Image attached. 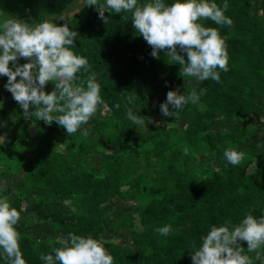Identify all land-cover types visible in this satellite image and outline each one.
I'll list each match as a JSON object with an SVG mask.
<instances>
[{"label":"trees","instance_id":"16d2710c","mask_svg":"<svg viewBox=\"0 0 264 264\" xmlns=\"http://www.w3.org/2000/svg\"><path fill=\"white\" fill-rule=\"evenodd\" d=\"M75 3L0 0L1 19H48L76 30L73 51L97 73L105 102L83 126L86 138L83 128L68 136L56 122L25 120L5 88L8 78L0 76V197L21 212L23 256L27 264H43L40 254L74 233L102 241L114 264H192L190 245L199 246L213 225H236L249 211L264 215V0H227L231 28L199 21L227 37L229 71L220 83L188 85L182 66L168 63L163 50L158 59L151 55L130 14L106 12L105 24L96 6ZM193 86L199 103L178 119L165 117L160 105L167 93L187 95ZM129 95L136 96L128 107L143 126L127 119ZM229 147L245 153L237 166L224 158ZM166 224L173 227L168 237L154 231ZM240 243L247 252V242ZM0 264H7L2 256Z\"/></svg>","mask_w":264,"mask_h":264},{"label":"clouds","instance_id":"9594fccd","mask_svg":"<svg viewBox=\"0 0 264 264\" xmlns=\"http://www.w3.org/2000/svg\"><path fill=\"white\" fill-rule=\"evenodd\" d=\"M96 6L99 17L107 24L105 13L130 14L136 33L153 49L151 55L159 58L163 50L168 63L179 64V75L187 85L212 80L220 83L221 72L229 71L227 37L215 27H205L199 21L210 20L216 25L231 28L233 20L225 15L229 8L227 0L222 6L215 0H86V6ZM79 33L66 23L58 26L45 19L29 23L18 16L0 19V76L8 78L5 88L23 109L25 120L44 121L51 126L56 122L68 136L81 131L104 105L97 73L91 70L89 61L73 51ZM24 58L28 63L20 65ZM10 63L12 66H10ZM20 78L19 80L17 78ZM52 82L55 90L46 92L45 86ZM135 95L126 100L127 119L143 126L145 120L135 114L128 105ZM200 95L193 86L187 95L169 91L166 102L160 105L165 117L175 116L189 104H198ZM169 105L172 106L171 110ZM34 106V111H29ZM120 105L117 104L116 108ZM188 154V149H184ZM225 160L239 165L245 153L227 148ZM21 212L13 207L8 197H0V256L7 264H27L21 250V236L17 225ZM227 221L223 226L213 225L202 236L199 246L190 247L192 264H264V215L256 218L251 211L236 225ZM161 236L173 232L171 224L154 229ZM247 242V252L240 242ZM247 253L255 254L254 259ZM43 264H114V257L103 242L91 235L68 233V239L60 247H53L48 254L41 253Z\"/></svg>","mask_w":264,"mask_h":264},{"label":"rangeland","instance_id":"374dc122","mask_svg":"<svg viewBox=\"0 0 264 264\" xmlns=\"http://www.w3.org/2000/svg\"><path fill=\"white\" fill-rule=\"evenodd\" d=\"M83 1L84 0H77V3H75L74 5H73V7H77V6H79L80 4H82L83 3ZM1 19V18H0ZM154 125L156 124V123H153Z\"/></svg>","mask_w":264,"mask_h":264}]
</instances>
